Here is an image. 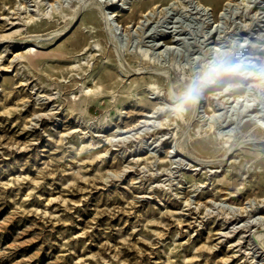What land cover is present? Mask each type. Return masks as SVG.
<instances>
[{
	"label": "rangeland",
	"instance_id": "rangeland-1",
	"mask_svg": "<svg viewBox=\"0 0 264 264\" xmlns=\"http://www.w3.org/2000/svg\"><path fill=\"white\" fill-rule=\"evenodd\" d=\"M85 1L0 0V264H264V0Z\"/></svg>",
	"mask_w": 264,
	"mask_h": 264
},
{
	"label": "bare ground",
	"instance_id": "bare-ground-1",
	"mask_svg": "<svg viewBox=\"0 0 264 264\" xmlns=\"http://www.w3.org/2000/svg\"><path fill=\"white\" fill-rule=\"evenodd\" d=\"M105 4H103L102 2H100V0H86L82 5H78L76 7V11H74V15L71 17V25L73 26L76 22H77V19L80 15V13H82V11H84L85 8H91L93 6H97L99 7V9L101 10L102 12V18H103V21H105V28L107 29L108 31V34L109 36L111 35V40L112 38L114 40H116V25L114 23V19L112 17V15H114V12H110L109 10H107L105 7H104ZM199 5V4H198ZM204 6V5H203ZM205 7V6H204ZM208 10H210V8H207ZM202 10H205V9H202ZM201 11V10H200ZM204 15V14H203ZM166 20V19H165ZM164 23V22H163ZM58 37V36H57ZM160 48V47H159ZM118 60V59H117ZM119 62V65L120 67L122 68L123 71H126V72H132L133 69L130 67L129 63L125 60V59H122L121 56H120V59L118 60ZM142 70V69H140ZM165 72V71H164ZM141 73V72H140ZM174 95L175 92L173 93ZM172 94V95H173ZM173 97V96H172ZM178 97V96H177ZM180 97V96H179ZM178 97V98H179ZM174 98V97H173ZM176 98V97H175ZM202 103L200 97H196L195 101H194V104H195V108H194V112H193V117H195L197 115V113H199V109H200V104ZM82 105V104H81ZM261 132V131H260ZM264 133V132H262ZM252 139H256L255 137H253ZM251 140V139H250ZM176 146V145H175ZM176 148V147H175ZM232 150H233V146H229V148L225 151L224 155L222 158H220L219 160H210L208 161L209 163H217V164H221L223 163L227 157H229L231 154H232ZM173 151V150H172ZM178 154V153H177ZM179 155H182V152L179 153ZM257 239V245L256 246H260V249H264V234H259L256 236ZM254 244V242H253Z\"/></svg>",
	"mask_w": 264,
	"mask_h": 264
},
{
	"label": "clouds",
	"instance_id": "clouds-1",
	"mask_svg": "<svg viewBox=\"0 0 264 264\" xmlns=\"http://www.w3.org/2000/svg\"><path fill=\"white\" fill-rule=\"evenodd\" d=\"M234 66H229V65H225V64H217V65H214L212 68L209 69L208 73L206 74V77H205V81L207 83H211V82H214V80L228 72V71H231L233 70ZM196 99V91L195 89H193L189 94H188V97H187V101L188 102H194Z\"/></svg>",
	"mask_w": 264,
	"mask_h": 264
}]
</instances>
